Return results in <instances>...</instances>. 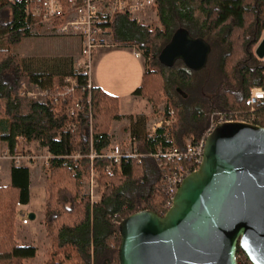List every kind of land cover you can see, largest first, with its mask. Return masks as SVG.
<instances>
[{
    "label": "trees",
    "instance_id": "1",
    "mask_svg": "<svg viewBox=\"0 0 264 264\" xmlns=\"http://www.w3.org/2000/svg\"><path fill=\"white\" fill-rule=\"evenodd\" d=\"M156 13L161 29L119 15L110 23V33L115 45H136L144 58L142 81L132 94L154 109L164 104V117L173 110L176 119L148 136L146 116L135 117L129 130L139 156L108 171L109 158L90 159L89 154L110 146L111 124L120 118L119 98L94 85L87 88L71 57L56 58L39 71L26 67L14 47L32 35L35 19H25L22 4L0 0V141L11 155L19 136L50 154L43 225L51 244L43 264H118V223L140 210L160 216L165 212L161 178L170 164L164 167L152 155L155 147L167 144L166 135L178 146L186 137L200 139L213 110L247 112L250 89L264 84V57L253 52L264 30V0H157ZM179 28L210 44L213 80L205 74L210 58L199 71L180 61L171 67L159 62V52ZM67 77L76 80L72 90L66 87ZM255 107L256 123L264 127V104ZM77 152L80 157L74 158ZM91 169L102 188L96 202L82 192V179ZM9 174L10 182L0 185V264H22L37 252L33 245L19 244L14 227L16 203L30 200V173L27 165L11 161ZM236 259L237 264H251L240 248Z\"/></svg>",
    "mask_w": 264,
    "mask_h": 264
},
{
    "label": "water",
    "instance_id": "2",
    "mask_svg": "<svg viewBox=\"0 0 264 264\" xmlns=\"http://www.w3.org/2000/svg\"><path fill=\"white\" fill-rule=\"evenodd\" d=\"M210 52L205 39L179 28L158 60L199 71ZM255 53L264 56V40ZM118 232V264H237V248L251 264H264V127L218 123L170 208L162 216L149 209L132 213Z\"/></svg>",
    "mask_w": 264,
    "mask_h": 264
},
{
    "label": "built area",
    "instance_id": "3",
    "mask_svg": "<svg viewBox=\"0 0 264 264\" xmlns=\"http://www.w3.org/2000/svg\"><path fill=\"white\" fill-rule=\"evenodd\" d=\"M12 4H22L23 13L26 20L35 19L32 28L41 26L47 28L49 33L65 37H77L80 41L79 58L73 63V69L86 77L87 88L92 86L90 75L92 67L93 50L99 46L109 45L106 40L110 36V23L119 15L142 22L149 15L156 13L157 0H6ZM61 19V20H60ZM60 20V21H59ZM59 21V23H57ZM264 35V30L262 32ZM138 55H141L137 52ZM68 84L66 87L73 89L76 80L72 77L65 78ZM27 95L36 97V93L27 92ZM249 110L245 113H223L216 112L210 119V124L200 139L192 140L184 138L181 146L173 141V137L166 135V145L158 144L152 155L159 158L168 170L161 178L162 194L164 196L165 212L172 205L176 191L185 176L198 169L203 156V150L207 135L212 129L222 122H244L258 125L260 117L256 111V105L264 104V84L254 86L250 89L248 96ZM164 112V109L163 111ZM173 110L169 111L168 118L159 119L150 125L148 136L155 134L156 130L162 126L170 125L174 121ZM71 129L74 128L72 125ZM139 153L136 150V143L132 136H129L124 143L110 144V146L96 154L90 151L89 158L107 157L110 164L105 168L110 170L111 166H119L122 160L130 157L137 158ZM1 158H10L19 162L31 159L34 156L23 152L11 155L9 150H1ZM50 157V156H49ZM74 158L80 157V153H75ZM161 165V164H160ZM102 188L98 183V173L91 169L85 181V195L92 202L99 200ZM22 204L16 203L17 218L21 224L28 223V216L23 211ZM164 212V213H165Z\"/></svg>",
    "mask_w": 264,
    "mask_h": 264
},
{
    "label": "rangeland",
    "instance_id": "4",
    "mask_svg": "<svg viewBox=\"0 0 264 264\" xmlns=\"http://www.w3.org/2000/svg\"><path fill=\"white\" fill-rule=\"evenodd\" d=\"M195 16L200 19L202 18L199 11L195 12ZM143 23L149 25L151 29L154 27L161 29L157 13L154 15L150 14L148 18L143 19ZM41 28L42 25L33 27L31 30L32 35L24 37L21 43L14 47V51L18 52L24 58L26 67L33 71H39L45 69L47 65L51 64L56 58L71 57L73 59L72 63L79 58L80 44L77 37L58 36L49 33L46 27L42 28L43 30ZM106 40L108 41V44H116L111 37H108ZM263 40L264 35L262 34L259 42ZM133 49H136V52L141 54V50H139L136 45L128 43L111 47L100 46L94 49L92 53L93 73H97L101 75V77H105L111 88L106 89V91L119 98L120 118L111 124L112 144L124 143L127 141L130 136L129 123L130 121H133L135 117L141 115L146 116L145 131L147 133L150 131V125L153 122L157 121L161 116L164 118V112H162L164 104L154 109L149 102H146L145 99L142 100L141 98H135L132 95L134 88L141 83H139V80H141L142 76H139V79L138 77L137 79L135 78L133 59L130 56L132 55ZM100 53L101 55L105 54L103 59H101V56L98 57V54ZM214 57V52L213 54L210 52L208 59L210 58L211 65L205 72V74L212 78V80L213 77H215V69L212 64L215 61ZM257 57L261 56L258 55ZM138 60L141 61L145 67L144 58L141 57ZM181 65L182 64H178V66ZM169 73L170 70L167 71V74ZM181 92L184 94L183 96L187 95V92H185L184 89H181ZM216 112L218 111L213 110L210 113V119ZM175 119L176 118H174V121ZM22 142L23 144L19 143L22 145V148H19V152L34 156L31 159H25L18 163V165L29 164L32 168L30 201L29 206L25 207L24 210L26 212V216L28 213L33 211L36 217L34 219H29L27 217L29 221L27 225L21 224L20 220L15 217V237L19 244L33 245L37 249L35 257L33 259L23 261L22 264H43L48 258L51 244L50 237L42 222L44 203L47 194L48 158L50 154L46 153V151L41 148L37 142L33 143V146H28L25 140H22ZM11 161L13 160L10 158L1 159L0 157V163H3V165H6L7 167H10ZM13 162L17 164V162ZM85 181L86 177L82 179V192L84 195ZM3 183L4 179H0V185H6Z\"/></svg>",
    "mask_w": 264,
    "mask_h": 264
},
{
    "label": "crops",
    "instance_id": "5",
    "mask_svg": "<svg viewBox=\"0 0 264 264\" xmlns=\"http://www.w3.org/2000/svg\"><path fill=\"white\" fill-rule=\"evenodd\" d=\"M42 29V28H41ZM43 30V29H42ZM108 37H111V33H110V36H108ZM24 39V38H23ZM78 39V38H77ZM260 40V39H259ZM78 41H79V39H78ZM260 42L258 41L257 42V44L254 46V48H253V52H254V54H255V56L257 57V55H256V53H255V49L257 48V46H258V44H259ZM79 44H80V41H79ZM111 47V46H118V45H114L113 43L112 44H110L109 43V45H106L105 47ZM100 47V46H99ZM98 48V47H97ZM18 53V52H17ZM19 54V53H18ZM20 55V54H19ZM21 56V55H20ZM99 56H101V59H103L104 57H105V54H103V55H101V53L100 54H98V57ZM131 56V58L133 59V67H134V75H135V78L137 79V77H138V79H139V76H141V75H143V73H144V71H145V67H144V65H143V63L141 62V61H139L138 59H140L142 56H140V55H138L137 54V52H136V49H133L132 50V55H130ZM264 57V56H263ZM262 57V58H263ZM259 58V57H258ZM261 59V58H260ZM90 79H91V83H92V85H94V86H96V87H99V88H101L102 90H104L105 92H107L106 91V89H111L110 88V85L108 84V82L106 81V78L105 77H101V75H99V74H97V73H93V69H92V67H91V75H90ZM142 81V76H141V80H139V83ZM141 84V83H140ZM139 84V85H140ZM134 85H135V81H134ZM138 85V86H139ZM138 86H136L135 88H134V90L138 87ZM133 90V91H134ZM108 93V92H107ZM133 93V92H132ZM133 95V94H132ZM116 96V95H115ZM135 98H141L140 96H135V95H133ZM142 100H144L143 98H141ZM147 102V101H146ZM151 107V106H150ZM114 122V121H113ZM3 124V123H2ZM1 123H0V133L2 132V130H3V127H4V124L2 125ZM2 129V130H1ZM110 133H111V128H110ZM22 140H25V138L24 137H22V136H19V137H17V139H16V152L15 153H19V151H20V147L22 148V145H20L19 143H21V144H23V142H22ZM25 142H26V144H28V146H33L32 144L33 143H35L34 141H32V142H27L26 140H25ZM0 148H1V150H6V149H8L7 148V145H6V143L5 142H3V141H0ZM41 148H43V147H41ZM45 151H46V153H49L45 148H43ZM2 159V158H1ZM27 166H28V168H29V173H30V187L32 186V181H31V175H32V168L30 167V165L29 164H26ZM9 171H10V167L8 166H6V165H3V163H0V179H4V183L3 184H8L9 182H10V174H9ZM30 189V188H29ZM30 201V200H29ZM29 206V202L27 203V204H24L23 206H22V208H23V211L25 212V210H24V208L25 207H28ZM43 211H44V209H43ZM30 213H33L34 214V212L33 211H31ZM29 214V213H28ZM28 214H27V216H28ZM36 217V215L34 214V218ZM29 218V217H28ZM33 218V219H34ZM30 219V218H29ZM42 222H43V217H42ZM28 223H29V221H28ZM27 223V224H28ZM27 224H25V225H27Z\"/></svg>",
    "mask_w": 264,
    "mask_h": 264
},
{
    "label": "flooded vegetation",
    "instance_id": "6",
    "mask_svg": "<svg viewBox=\"0 0 264 264\" xmlns=\"http://www.w3.org/2000/svg\"><path fill=\"white\" fill-rule=\"evenodd\" d=\"M181 62V61H180ZM182 63V62H181ZM183 64V63H182Z\"/></svg>",
    "mask_w": 264,
    "mask_h": 264
}]
</instances>
